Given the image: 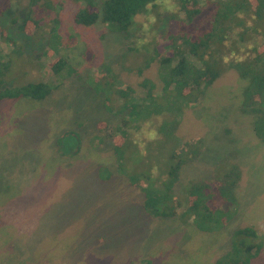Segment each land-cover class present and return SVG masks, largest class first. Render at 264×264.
<instances>
[{"label": "rangeland", "instance_id": "1", "mask_svg": "<svg viewBox=\"0 0 264 264\" xmlns=\"http://www.w3.org/2000/svg\"><path fill=\"white\" fill-rule=\"evenodd\" d=\"M0 2L5 8L1 15L7 19L25 13L22 0ZM77 7L66 0L62 31L80 32L81 52H76L84 64L80 74L63 80L43 102H0V254L4 264H215L229 250L231 233L238 227L255 226L264 240V142L254 132V115L240 108L247 80L234 69L224 70L197 106L185 108L176 135H162L159 121H153L159 139L145 142L143 149L131 139L126 146L132 169H155L159 174L167 171L169 152L179 136H202L203 151L184 167L176 188L182 197L181 189L192 180H212L218 170L237 162L243 174L225 237L194 234L192 226L176 217H153L143 206L142 191L116 169L112 140L99 122L114 125L118 118L106 109L103 96L86 85V79L89 71L108 63L144 94L140 82L145 76L157 80L158 65L154 62L142 75L131 72L129 66L143 56L126 58L123 35L100 22L92 28L75 27L72 16ZM155 25L153 33L157 27L163 33L168 22L164 18ZM15 36L24 45L28 77L51 76L47 64L52 57L44 54L48 28L36 38L20 32ZM157 39L152 35V49ZM236 51L240 55V49ZM66 130L73 133L59 141ZM102 157L106 166L99 162ZM6 187L11 189L3 192ZM251 264H264V247Z\"/></svg>", "mask_w": 264, "mask_h": 264}, {"label": "trees", "instance_id": "2", "mask_svg": "<svg viewBox=\"0 0 264 264\" xmlns=\"http://www.w3.org/2000/svg\"><path fill=\"white\" fill-rule=\"evenodd\" d=\"M70 1L78 6L72 16L75 27L92 28L100 22L123 35L128 48L126 58L129 54L143 56L138 65L129 66L131 72L142 75L154 62L158 65L157 80L145 76L140 82L146 89L144 94L124 81L108 63L87 75L86 85L103 96L106 109L118 118L114 125L99 122L112 140L111 157L117 163L116 169L142 191L143 206L149 215L176 217L192 226L194 234L217 235L222 240L238 203L243 170L237 162L225 171L218 170L212 180H192L181 189L185 196L182 197L176 188L184 167L200 157L202 136H179L176 147L169 152L167 171L159 174L155 169H132L126 146L129 139L133 141L131 132L139 131L146 121H159L157 129L166 137L176 135L185 108L197 106L208 87L229 69L247 80L240 108L254 115V132L264 142V0H177L179 14L165 17L154 0ZM65 3L66 0H22L24 15L15 14L7 19L6 14L1 15L5 8L0 2V102H43L63 80L80 74L84 67L76 54L81 52L80 32L62 31ZM148 4L154 5L151 13L157 22L164 18L168 22L163 33L158 27L155 30L159 39L153 49L151 43L137 47V40L145 34L139 25L134 27L131 23V17L144 13ZM5 20L9 21L4 24ZM46 28L49 38L44 54L52 57L47 64L51 76L31 79L23 66L24 45L15 33L36 38ZM242 45L248 49L242 51ZM236 49H240V55ZM236 54L238 57H234ZM72 133L73 130L64 131L59 141ZM100 160L106 166V159ZM10 189L6 187L3 192ZM263 247V237L255 226L238 227L231 233L229 250L219 255L215 264H251ZM1 259L0 254V263L4 264Z\"/></svg>", "mask_w": 264, "mask_h": 264}, {"label": "clouds", "instance_id": "3", "mask_svg": "<svg viewBox=\"0 0 264 264\" xmlns=\"http://www.w3.org/2000/svg\"><path fill=\"white\" fill-rule=\"evenodd\" d=\"M154 5L160 9L162 14L167 13L175 15L180 12L177 0H154ZM154 5H146L144 13H136L131 17L132 25L134 27L139 25L142 33L145 34L142 38L137 40V47H142L149 43L152 35H154L153 26L157 22L155 15L151 13V9ZM131 135L133 136V143L138 145L141 149H143L145 142H152L159 138L157 129L153 126L152 121H146L138 132L133 130ZM145 154V152L141 151V155Z\"/></svg>", "mask_w": 264, "mask_h": 264}]
</instances>
